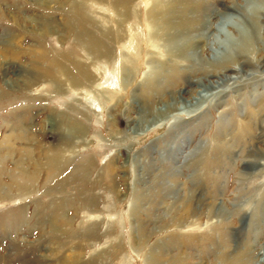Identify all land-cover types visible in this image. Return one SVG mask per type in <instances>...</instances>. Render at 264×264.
<instances>
[{
    "label": "rangeland",
    "instance_id": "rangeland-1",
    "mask_svg": "<svg viewBox=\"0 0 264 264\" xmlns=\"http://www.w3.org/2000/svg\"><path fill=\"white\" fill-rule=\"evenodd\" d=\"M244 1L0 0V264H148L152 254L149 264H264V129L247 143L238 137L264 95L255 47L242 68L255 80L227 83L240 71L211 63V35L201 65L159 104L180 106L211 83L214 95L196 116L129 132L144 106L155 108L143 84L166 62L167 45L151 31L155 5L177 4L169 17L199 19L211 33L238 20L230 7ZM117 71L118 89H97ZM78 125L81 137L67 136ZM19 172L30 179L23 189Z\"/></svg>",
    "mask_w": 264,
    "mask_h": 264
},
{
    "label": "bare ground",
    "instance_id": "bare-ground-1",
    "mask_svg": "<svg viewBox=\"0 0 264 264\" xmlns=\"http://www.w3.org/2000/svg\"><path fill=\"white\" fill-rule=\"evenodd\" d=\"M190 1H192V3H193V0H188L189 3H191ZM173 6L177 7L178 5L177 4L163 5V4L158 3L157 5H155L154 9L152 10V13L155 12L157 14V17L154 18L152 21V24H154V28L151 31L154 34H157V35L160 34L162 37V41H164L167 45L166 50H165V53H166L165 61L166 62L157 63V68L151 69V70H154L153 71V79L148 80V82L143 84L144 86L147 87V91L145 94L147 95L148 99L152 100V99H155V97H158V101H157L156 105L154 106L155 108H153L152 106L145 108V106H144L142 113H140L138 115L139 117L137 119L135 118L133 120L134 124L131 127V129H129V132H131V133H134L136 130H138V131L141 130L140 132H143L146 129H152V128L158 127L160 125H163L169 119H170L169 121H171L176 117L183 116L184 114L187 116H196L195 115L196 112L204 105V103L207 101V99L209 100L211 98L212 94L216 91V89H218V87L217 88L214 87V86H216L215 85L216 83L206 84V88L205 89L203 88L204 94L195 93L191 99H187L185 101V103H182V105H180V106L179 105L177 106L176 105L177 103L175 101L168 102V104L164 103L163 105L159 104L160 99H162L164 97V95L168 94L167 91H170L169 93H172L173 92V86L175 85V83L177 84L182 80L180 78L182 73H185V72L186 73H193V71H195L201 65L202 60L200 59L199 53L203 49L206 48V42L211 35H214L213 45L215 42L217 45L216 49H211V48L209 49L210 56H211V63L212 64L214 63V65L218 62H220V64H236L238 66L239 71H240L239 78H237V77L228 78V79L226 78L228 81L227 83L233 82V80L235 81L237 79H242L244 82H246L248 84L247 81L254 79L255 75H247L246 76L242 73L243 66L246 64V62H248V61L243 60V59L246 56L249 57L250 53H252L251 51H253V47H255L256 53H257L254 57V64L258 68V67H260V64L264 63V25L260 23V17H262V16L264 17V0H245L243 6L237 5V8L231 6L230 8H232V10L235 12L234 15H232V16L234 18H238V20L235 19V21L234 20L233 21L228 20V21H224V22L222 21V23H220L218 27L216 26V31L218 32V34L217 33L215 34L216 31H213L211 33L208 32L207 27L205 26L206 22H201L199 19H193V20L190 19L188 22H186L185 19H181L178 15L174 14L172 11H171V15H170L171 18H170L168 15V12L170 10H172L173 8H175ZM204 9L207 10L205 13L209 15V19L207 20V22H209L210 17L213 19H216V17H215L216 11L213 12L212 10H210L209 7L204 8ZM204 9H202V10H204ZM162 24L166 27V30L164 29V31H161L159 28L156 27V25H162ZM27 29H28V27H27ZM157 35H155V36H157ZM150 36L152 37L151 34H150ZM219 36H221V39H218ZM7 37H9V36H7ZM21 37H23V36H21ZM28 39H30V38H28ZM76 39L82 40V41L87 40V42L89 44L90 43L93 44V39L90 36H88L87 33H85V32H80ZM94 42H96V41H94ZM83 50H84V48H83ZM86 52H88V51H86ZM98 53H99V51H98ZM4 56H5L4 54H2V53L0 54V57H4ZM13 57L17 58V56H15V55H13L12 58ZM20 57H22V56L20 55ZM23 58H24V56H23ZM126 61H127V59H126ZM221 62H223V63H221ZM51 65L55 66L56 64H55V62L51 61ZM216 65H219V64H216ZM75 66L74 67H75L76 71L80 74V76L89 80L88 75L85 73L86 71L84 72L82 70L81 65L75 64ZM63 69L64 68H60V69L58 68V70L62 71L63 73H66L67 71L65 70L66 71L65 72ZM32 70H34V69H32ZM18 72H20V71H18ZM87 72H89V71H87ZM118 73H119L118 71L115 72V74L113 73L112 78L109 81H107L108 84L106 83L107 86L101 87L99 84L97 86V89L99 90L100 88H106V89H109V91L111 90L110 93L112 91H115V90H112L111 88L117 82V77L119 76ZM256 74H260V73L257 71ZM45 77H47V76H45ZM43 78H44V76H43ZM63 78L66 79L67 81H69L68 77H67L68 79L65 77H63ZM70 78H71L70 79L71 81H69V82H72V77H70ZM159 78H161V79L159 80ZM50 80L57 87H59L61 85V80L55 79V77L50 78ZM105 80H108V79H105ZM161 80L163 81V86L160 88L159 82ZM28 81H29V79H28ZM243 81H242V83H243ZM102 82H103V80H102ZM121 82H122V80H121ZM76 83H78V82H76ZM219 85L220 84H218L217 86H219ZM25 87H26V84H25ZM114 87H116V85ZM174 88H176V86ZM119 89H120V86H119ZM103 92H105V91H102L101 93L103 94ZM186 93H187V91L181 90V92L179 94L185 95ZM105 94H106V92H105ZM105 94L103 95V96H105V98L109 99V97H111L108 94L107 95H105ZM261 95L260 94L257 95L259 98L257 101V105H256L257 107H252L251 109H247L245 112V118L247 119V122H244L245 124H243V127H242L243 130L240 132V135L238 136L239 139H241V141L243 140L245 143H247V141L253 140L252 133L254 131H256L257 129L258 130L264 129V97H262L264 95H262V96ZM239 96H240V94H239ZM241 100H243V99H241ZM93 101H94V99H93ZM262 103H263V105H261ZM148 114H151L150 119L147 118ZM176 120H178V119H176ZM81 128L82 127L79 125L74 127V128L68 127L67 132H66L67 136H69V137H72V136L81 137V131H79ZM222 133L224 134L225 131ZM219 148H217V149H219ZM223 149H224V147H223ZM221 150L222 149H220V151ZM217 151H216V153H217ZM214 156H216V155H214ZM226 157H227V155H226ZM215 158L216 157H214V159ZM219 158H218V160H219ZM50 159L53 162L54 160H56V157H52ZM216 160H217V158H216ZM19 173H20V175L18 177L22 181L21 185L20 184L19 185H20V187H22L25 184V181H26V179H28V177H27V175H25V173H21V172H19ZM29 180H27L26 183L27 182L29 183ZM17 182H18V180H17ZM17 182H15V184ZM19 185L16 184V186H18V187H19ZM23 187H22V189H23ZM261 200L258 202H260L262 204L264 202V194H263V197L261 198ZM185 204H186V202H185ZM253 214H254V212H253ZM258 214H259L258 216L264 217V212L261 213L258 211ZM256 216L257 215H255L254 218H256ZM254 218H252V219L255 222V220L257 218L256 219H254ZM258 254L261 256L259 261L260 260L264 261V250L260 249V251H258ZM155 256H156V254H154V255L152 254L150 256L149 262L147 261L148 264L157 262V259H155ZM174 264H175V262H174ZM225 264H233V263H225ZM234 264H244V263H242L240 261H236Z\"/></svg>",
    "mask_w": 264,
    "mask_h": 264
}]
</instances>
